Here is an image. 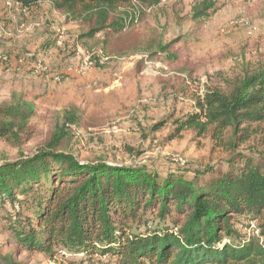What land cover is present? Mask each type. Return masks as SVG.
Here are the masks:
<instances>
[{
  "label": "trees",
  "instance_id": "trees-1",
  "mask_svg": "<svg viewBox=\"0 0 264 264\" xmlns=\"http://www.w3.org/2000/svg\"><path fill=\"white\" fill-rule=\"evenodd\" d=\"M16 1L29 10L48 3L67 22L83 23L79 42L107 60L136 52L173 56L160 27L137 30L162 0ZM216 9V0H193L190 17L205 20ZM176 91L191 110L155 121L148 133L171 123L167 139L185 131L210 139L218 163L196 166L192 177L187 166L80 160L71 125L83 114L74 104L52 113L48 135L26 156L36 105L18 91L1 101L0 140L18 154L0 163V228L14 247L0 249V264H27L34 254L56 264L57 248L106 257L105 264H264V151L240 150L252 142L264 148V52L203 95L185 79ZM148 213L165 225L147 227Z\"/></svg>",
  "mask_w": 264,
  "mask_h": 264
},
{
  "label": "rangeland",
  "instance_id": "rangeland-1",
  "mask_svg": "<svg viewBox=\"0 0 264 264\" xmlns=\"http://www.w3.org/2000/svg\"><path fill=\"white\" fill-rule=\"evenodd\" d=\"M192 2H163L150 9L137 27L139 31L160 27L165 32V42H171L169 50L173 56L136 52L80 74L75 69L79 56H95L100 51H90L79 42V34L86 28L83 23L67 22L48 3H41L25 15L8 10L4 0H0V102L7 100L12 91H18L33 101L37 109V117L32 120L34 136L22 149L24 155H31L46 138L52 113L74 104L83 114L79 125H71L73 142L82 161L101 157L115 164L159 165L160 169L187 166L191 168L186 173L189 177L194 175L196 166H216L218 161L211 154L210 139L199 138L191 131L167 139L171 123L153 134L148 130L152 123L169 114L178 116L191 110L190 100L176 91L181 79L203 95L207 86L222 84L246 62L261 57L264 0H216L215 13L200 21L190 17ZM240 18L251 26L250 32L225 28L229 21ZM47 42L48 47H44ZM38 63L41 68L36 70ZM56 74L61 77L59 81L53 79ZM126 147L140 150L141 154L133 156ZM240 150L248 154L264 148L252 142ZM17 154L0 140V163L14 160ZM178 158L183 163L177 162ZM143 218L149 228L165 225L149 213ZM246 223L243 221L237 227L242 231ZM251 228L243 232L252 233ZM12 248L11 239L0 228L1 252ZM56 250V264L108 262L106 257L90 258L82 253ZM26 256L15 254L16 259ZM27 264L55 263L48 262L43 254H34L28 256Z\"/></svg>",
  "mask_w": 264,
  "mask_h": 264
},
{
  "label": "built area",
  "instance_id": "built-area-1",
  "mask_svg": "<svg viewBox=\"0 0 264 264\" xmlns=\"http://www.w3.org/2000/svg\"><path fill=\"white\" fill-rule=\"evenodd\" d=\"M167 1H169V0H162L161 3L167 2ZM4 4H5V8H7L8 10H16L20 14L26 15L30 11L27 7L22 6L16 0H4ZM225 28L228 31L231 29H237V28H243V29L247 30L248 32L251 31V26L243 18L229 21L226 24ZM91 55H93V56H91ZM91 55L85 56L84 54H82V56H79V59H78V62H77L76 68H75L77 73L83 74V73L87 72L89 69L96 68V67L100 68L101 66H103L105 61H108L106 57L102 56L100 51L95 56H94V53H91ZM35 68H36V70H39L41 68V64L38 63ZM60 78L61 77L58 74L53 76V79H55L57 81H59ZM176 161L179 163H183V161L180 158H178ZM251 227L253 229L255 227V225L251 224ZM255 232H257V230H255Z\"/></svg>",
  "mask_w": 264,
  "mask_h": 264
},
{
  "label": "crops",
  "instance_id": "crops-1",
  "mask_svg": "<svg viewBox=\"0 0 264 264\" xmlns=\"http://www.w3.org/2000/svg\"><path fill=\"white\" fill-rule=\"evenodd\" d=\"M50 7V6H49Z\"/></svg>",
  "mask_w": 264,
  "mask_h": 264
}]
</instances>
